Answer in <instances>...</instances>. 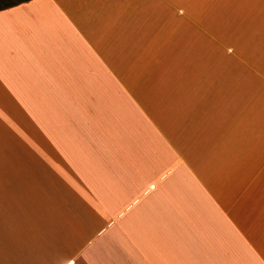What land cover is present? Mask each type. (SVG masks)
Masks as SVG:
<instances>
[{"label": "crops", "instance_id": "1", "mask_svg": "<svg viewBox=\"0 0 264 264\" xmlns=\"http://www.w3.org/2000/svg\"><path fill=\"white\" fill-rule=\"evenodd\" d=\"M0 137V264H264V0L1 7Z\"/></svg>", "mask_w": 264, "mask_h": 264}, {"label": "rangeland", "instance_id": "2", "mask_svg": "<svg viewBox=\"0 0 264 264\" xmlns=\"http://www.w3.org/2000/svg\"><path fill=\"white\" fill-rule=\"evenodd\" d=\"M19 1H21V0H0V6L7 5L9 3H16ZM212 11H214L213 5H212ZM252 12L254 13V4H251V5L243 4V5H241L240 10L237 9V11L235 10L234 6L228 5V10L226 12L227 13L228 30L231 31L232 33L233 32L237 33V38H239L241 36L240 32L237 30H233V29H236L240 25V23H243V26L245 24V26L248 29L251 27H254V14ZM245 26H244V33L246 30ZM252 30H254V29H252ZM247 35H248V33H247ZM234 38H235V35H228L227 43L228 44H234L235 43ZM0 140H1V137H0ZM1 165H4V164H1ZM1 165H0V167H2ZM2 171H4V169ZM23 180H25V179H23Z\"/></svg>", "mask_w": 264, "mask_h": 264}, {"label": "trees", "instance_id": "3", "mask_svg": "<svg viewBox=\"0 0 264 264\" xmlns=\"http://www.w3.org/2000/svg\"><path fill=\"white\" fill-rule=\"evenodd\" d=\"M22 1H25V0H21V1H19V2H22ZM16 3H18V2H16ZM13 4H15V3H9V4H7V5L0 6V8H1V7H8V6H11V5H13Z\"/></svg>", "mask_w": 264, "mask_h": 264}]
</instances>
